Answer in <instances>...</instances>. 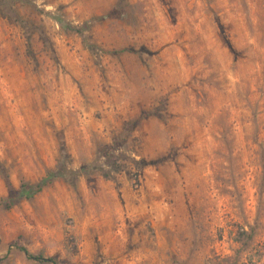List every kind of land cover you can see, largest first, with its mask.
<instances>
[{"label": "rangeland", "instance_id": "rangeland-1", "mask_svg": "<svg viewBox=\"0 0 264 264\" xmlns=\"http://www.w3.org/2000/svg\"><path fill=\"white\" fill-rule=\"evenodd\" d=\"M17 247L264 264V0H0V264H49Z\"/></svg>", "mask_w": 264, "mask_h": 264}, {"label": "trees", "instance_id": "trees-1", "mask_svg": "<svg viewBox=\"0 0 264 264\" xmlns=\"http://www.w3.org/2000/svg\"><path fill=\"white\" fill-rule=\"evenodd\" d=\"M125 52H131L130 50H123L120 51L119 53H125ZM58 176H64V171L62 173L50 175L44 179L43 182L35 185H23L21 187V190L19 191H13L9 197V199L3 204L5 205L6 208H10L14 203L19 202L20 200H27L30 201L34 199L36 195L42 192V190L50 184V182ZM20 251H22L26 257L34 262H39V263H49V264H59V261L56 258H44L42 255H33L31 254L27 249L22 248V247H17Z\"/></svg>", "mask_w": 264, "mask_h": 264}]
</instances>
